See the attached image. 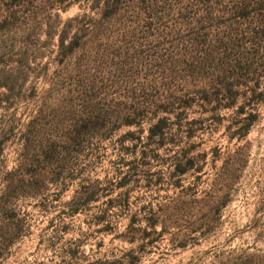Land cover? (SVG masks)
Returning a JSON list of instances; mask_svg holds the SVG:
<instances>
[{
    "label": "rangeland",
    "instance_id": "374dc122",
    "mask_svg": "<svg viewBox=\"0 0 264 264\" xmlns=\"http://www.w3.org/2000/svg\"><path fill=\"white\" fill-rule=\"evenodd\" d=\"M261 5L0 0V264H264Z\"/></svg>",
    "mask_w": 264,
    "mask_h": 264
},
{
    "label": "trees",
    "instance_id": "16d2710c",
    "mask_svg": "<svg viewBox=\"0 0 264 264\" xmlns=\"http://www.w3.org/2000/svg\"><path fill=\"white\" fill-rule=\"evenodd\" d=\"M79 0H73L74 3L78 2ZM261 7H264L263 5H261ZM241 17H247V14L244 10H242V12L240 13ZM262 35H264V33H261ZM62 43V40L60 41ZM228 51H231L230 47L227 48ZM208 57V56H207ZM229 57H227V55L225 57H223L224 61H223V66L222 69L224 71H227V73H229L231 76H233L232 73H236V75L242 72H245V74H249L250 70H251V65L247 62H242L243 60H239L240 58L238 57L237 60H233V62L231 64L228 63ZM214 58V57H213ZM245 82H240V81H231L228 84H223L221 92L222 97L226 100L223 108L225 109H231L233 107V104L235 103V100L237 99V97L241 94H238L240 92H238L237 89H239L240 87H242L244 85ZM257 88V83H254L253 85V89L251 91V95L249 96V98H247V105L250 103H253L254 101L258 100V98H260L262 96V93H256V89ZM244 112V106H240L237 110L236 113L237 114H242ZM249 117L252 118L253 114H249ZM75 121V125L71 126V129L68 130H63V134H65L67 137H69V135H74V136H81V135H85L87 133H90L91 131H93L94 129H97L98 127L102 126V122H103V118L100 115H97L96 117H80L78 120H74ZM240 130L243 131V128H239ZM235 132L233 134V136L238 135V131ZM247 129V126H246ZM245 130V128H244ZM246 134V131L244 132V135ZM151 135H161V120L152 128L151 130ZM241 135V134H240ZM240 136H238L237 138H239ZM207 154H201L200 155V159L203 162V164L205 163L204 160L206 158ZM184 159V161H183ZM196 162L194 158H188L185 159V154L182 155L180 161L177 162L176 164V173L179 175H184L187 174L188 172L192 171V172H196L198 174H202V168L199 166H196ZM27 187L32 186V184L30 183L29 185H26ZM88 199V198H87Z\"/></svg>",
    "mask_w": 264,
    "mask_h": 264
}]
</instances>
